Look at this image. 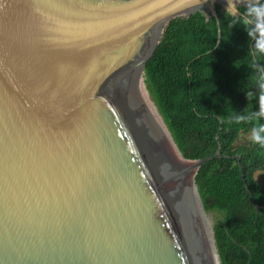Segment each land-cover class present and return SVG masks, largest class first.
Returning <instances> with one entry per match:
<instances>
[{
	"label": "water",
	"instance_id": "water-1",
	"mask_svg": "<svg viewBox=\"0 0 264 264\" xmlns=\"http://www.w3.org/2000/svg\"><path fill=\"white\" fill-rule=\"evenodd\" d=\"M217 7L0 0V264H218L194 175L240 155L182 157L143 81L175 17H213L214 51Z\"/></svg>",
	"mask_w": 264,
	"mask_h": 264
},
{
	"label": "trees",
	"instance_id": "trees-1",
	"mask_svg": "<svg viewBox=\"0 0 264 264\" xmlns=\"http://www.w3.org/2000/svg\"><path fill=\"white\" fill-rule=\"evenodd\" d=\"M217 13L221 40L208 54L217 41L213 17L195 12L171 19L145 64L143 81L182 157L200 159L218 148L222 155H240V162L208 160L194 183L203 210L213 213L219 264H264V150L249 142V125L229 123L234 113L255 108L247 92L257 91L253 66L264 65V58L249 52L251 40L238 17L220 7Z\"/></svg>",
	"mask_w": 264,
	"mask_h": 264
},
{
	"label": "clouds",
	"instance_id": "clouds-1",
	"mask_svg": "<svg viewBox=\"0 0 264 264\" xmlns=\"http://www.w3.org/2000/svg\"><path fill=\"white\" fill-rule=\"evenodd\" d=\"M200 4L201 0H195ZM240 4H243L241 14ZM226 13L238 17V21L245 26L247 36L252 41L249 50L255 58H264V0H228ZM255 75L252 78L256 92L249 90L247 99L255 101V108L245 110L243 114H235L229 123L249 125L248 140L251 144L264 150V65H254Z\"/></svg>",
	"mask_w": 264,
	"mask_h": 264
},
{
	"label": "rangeland",
	"instance_id": "rangeland-1",
	"mask_svg": "<svg viewBox=\"0 0 264 264\" xmlns=\"http://www.w3.org/2000/svg\"><path fill=\"white\" fill-rule=\"evenodd\" d=\"M161 117V116H160ZM162 119V118H161ZM163 121V120H162ZM164 123V122H163ZM165 125V124H164ZM166 127V126H165ZM167 129V128H166ZM170 135V134H169ZM171 137V136H170ZM199 204H200V207H201V210H202V213H203V216H204V219H205V221H206V224H207V227H208V229H209V232H210V234L212 233V230H211V226H212V224H213V222H214V217H213V213H211V212H205L204 210H203V208H202V205H201V203L199 202ZM211 239H213L212 237H211ZM219 261V260H218Z\"/></svg>",
	"mask_w": 264,
	"mask_h": 264
},
{
	"label": "bare ground",
	"instance_id": "bare-ground-1",
	"mask_svg": "<svg viewBox=\"0 0 264 264\" xmlns=\"http://www.w3.org/2000/svg\"><path fill=\"white\" fill-rule=\"evenodd\" d=\"M180 158H181V156H180ZM181 160L183 161L185 167H189L190 163L185 162L182 158H181ZM187 171H188V173L190 174V171H191V170L188 169ZM210 236L212 237V233L210 234ZM212 243H213V247H214V250H215L216 258H217V261H218V256H217V253H216V249H215V246H214L213 239H212ZM218 264H219V261H218Z\"/></svg>",
	"mask_w": 264,
	"mask_h": 264
},
{
	"label": "flooded vegetation",
	"instance_id": "flooded-vegetation-1",
	"mask_svg": "<svg viewBox=\"0 0 264 264\" xmlns=\"http://www.w3.org/2000/svg\"><path fill=\"white\" fill-rule=\"evenodd\" d=\"M142 100L144 101V97L142 96Z\"/></svg>",
	"mask_w": 264,
	"mask_h": 264
}]
</instances>
